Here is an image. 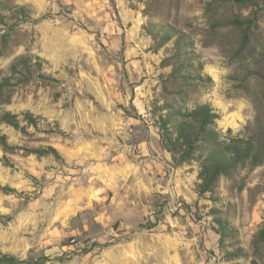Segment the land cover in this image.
Returning <instances> with one entry per match:
<instances>
[{"label":"rangeland","instance_id":"1","mask_svg":"<svg viewBox=\"0 0 264 264\" xmlns=\"http://www.w3.org/2000/svg\"><path fill=\"white\" fill-rule=\"evenodd\" d=\"M234 18L254 20L247 43ZM261 52L264 0H0V115L22 126L0 120V254L264 264L253 242L264 226ZM211 63L230 70L220 88L234 102L213 128L221 140L250 138L261 160L200 192V154L175 160L160 124L212 92Z\"/></svg>","mask_w":264,"mask_h":264},{"label":"trees","instance_id":"2","mask_svg":"<svg viewBox=\"0 0 264 264\" xmlns=\"http://www.w3.org/2000/svg\"><path fill=\"white\" fill-rule=\"evenodd\" d=\"M235 3H243L246 0H230ZM18 12L24 17H29L28 11L24 7H19ZM233 22L238 28L244 25L243 42L249 40V32L254 20L244 18H234ZM264 63V52L260 53ZM20 62L26 63V58H21ZM18 63V62H17ZM12 64V70H17L18 64ZM24 121L28 124L36 125L37 119L30 112L23 114ZM219 116L209 108L208 105H197L195 111L185 113L181 120H176L172 124L162 120L160 128L163 139L168 145L169 151L173 158L178 162L186 161L193 158V154H200V171L198 177L199 191L205 192L212 189L220 175H228L233 172L238 164L260 162V155L257 146L250 138L241 136H231L223 140L219 138L217 131L213 128L215 119ZM0 120L13 126L16 129H22L18 115L5 112L0 115ZM207 143L210 148L206 150ZM0 145L8 148L7 138L0 134ZM38 151V152H53ZM0 189L9 190L7 186L0 185ZM254 245L264 243V226L258 229L254 237ZM26 262L13 255L0 254V264H22Z\"/></svg>","mask_w":264,"mask_h":264},{"label":"clouds","instance_id":"3","mask_svg":"<svg viewBox=\"0 0 264 264\" xmlns=\"http://www.w3.org/2000/svg\"><path fill=\"white\" fill-rule=\"evenodd\" d=\"M229 71L230 70L227 67H223L216 63L205 64L203 72L211 78L214 85L213 90L211 93H206L201 96L197 103L189 101L186 105L188 110L195 111L197 104L199 106H204L206 104L217 115L222 116L226 113L227 110L233 106L234 102L227 98L225 92L221 91L220 85L222 77H227ZM238 106L239 108L245 106L243 100L239 102Z\"/></svg>","mask_w":264,"mask_h":264}]
</instances>
